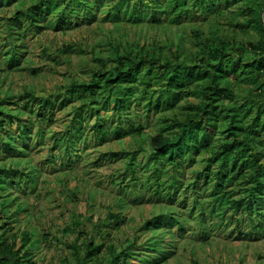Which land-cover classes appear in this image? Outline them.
Returning <instances> with one entry per match:
<instances>
[{
    "label": "rangeland",
    "instance_id": "374dc122",
    "mask_svg": "<svg viewBox=\"0 0 264 264\" xmlns=\"http://www.w3.org/2000/svg\"><path fill=\"white\" fill-rule=\"evenodd\" d=\"M39 1L5 0L0 4V108L35 118L32 104L35 108L37 104L22 97L23 93L50 96L55 104L52 120L46 121L42 135L36 132L38 123L34 121L31 133L33 141L27 147V155L8 158L3 157L0 151V166H15L19 171L24 169L30 172L31 177H36V174L39 177L36 184L23 181L26 190L14 187L12 183V187L3 190L0 222L4 218L9 219L12 229L0 227V234L4 231L7 235L16 232L20 238L22 232L28 230L33 239L38 240L33 256L36 264H57L66 254L72 257L67 243L75 240L79 232L67 230L66 227L72 224L73 213L86 216L87 236L93 235L96 243L112 241L120 246L127 237L136 239L138 245L147 243L146 239L152 232L142 228L143 223L154 213L174 209L187 218L189 214L192 215L189 221L184 218L186 228L177 238L175 253L158 264H194L195 261L200 264H264V229L250 235L251 238L233 237L229 232L234 224L225 226L220 223L222 214L225 219L228 218L224 212L226 205L220 202L216 206L211 204L216 197L213 193L215 179L206 181L202 175L196 183V190L192 189L195 172L202 168L204 159L202 163H184L182 171L165 169L157 172L162 181H166L164 186L173 194L176 185L169 187L168 184L172 174L175 172L177 178L183 181L182 187L175 193V201L165 199L161 204H156L154 200L147 199L150 192L138 193L140 184L148 181L154 184L151 177L153 162L149 164V169L141 168L147 163L143 155L150 150L153 136L168 127L169 119L185 118L190 110L189 101L200 98V87L193 84L190 93L177 94L172 108L161 106L147 110V98L143 96V88L138 85L140 101L128 100L127 110L119 120L111 107L96 111L92 105H88L83 93L80 95V92L73 90L72 83L90 78L89 68L95 66V59L100 56L111 64L110 60L116 52L125 51L124 46L132 53H139L146 47L154 56L160 55L162 62L177 63L178 55L182 59L187 58L188 62H195L196 58L207 60L205 55L198 53L201 44H215L224 39L227 52H241L247 67L251 68L254 58L260 54V49H255L251 44L258 45L264 41V30L253 19L263 15L264 0L232 1L227 5L222 4L218 10H209L206 19H192L189 15L180 21L172 20L176 15L174 0H157L149 8L142 6L147 18L139 21L127 17L115 19L111 15L114 11L107 13L106 8L113 10L118 2H121L123 9L132 2L88 0L97 7L101 1L97 8L98 16L92 20L83 17L85 7L80 2L66 9V20L71 18V21L65 23L56 17L62 10L60 5L42 20L30 19L27 14L35 11L34 7ZM185 1L190 6L195 2ZM71 9H74V13L69 16ZM19 11L21 21L15 18ZM151 12L160 13L165 21L152 22L148 17ZM12 54H16L14 62L10 61ZM254 73H257V78L251 77V73L246 75V80L244 76L237 77L236 84L239 85L234 87V104L242 113L251 108L246 121L252 119L253 113L261 105L264 111V67H258ZM102 96L97 95V99ZM81 105L85 106L82 110ZM77 112L85 121L81 131L70 137L76 142L65 144L70 135L65 132ZM98 120H103L106 128L112 130L104 139L95 126ZM221 121L222 118L219 123ZM138 124H142L139 132L118 135L130 130L131 125ZM16 125H12V129H16ZM244 127L249 129V123L245 122ZM262 136L264 138V131ZM110 151L122 154L117 157L106 155ZM133 153L136 156L134 159ZM132 160L138 163L136 174L141 179L137 186L131 181L132 185L120 189L114 180H121L122 173H126L128 181L134 176ZM12 178L18 180L20 175L13 177L12 174ZM12 178L8 179L9 182ZM187 186L188 194L185 197L182 190ZM7 204L13 206L5 207ZM18 204L27 206V209L17 217L5 215L7 212L4 213L3 206L10 213ZM202 208L204 214H209L210 222L217 227L208 241L200 239L201 219L198 216ZM109 211L120 214L123 219L120 225L106 220ZM162 230L167 229L163 227L157 232ZM86 237L79 238V241H84ZM164 240L167 242L166 238ZM106 252L104 245L101 254ZM131 264H136V261Z\"/></svg>",
    "mask_w": 264,
    "mask_h": 264
},
{
    "label": "trees",
    "instance_id": "16d2710c",
    "mask_svg": "<svg viewBox=\"0 0 264 264\" xmlns=\"http://www.w3.org/2000/svg\"><path fill=\"white\" fill-rule=\"evenodd\" d=\"M4 1L0 0V4ZM127 1L132 4L123 9L121 2H118L114 5L115 9L106 8L107 13L114 11L111 15L115 19L127 17L133 21L144 20L147 18V14L142 10V6L149 8L154 6L157 0ZM232 1L246 0H195L191 6L185 0H174L173 7L176 9V15L172 20L180 21L189 15L192 19H206L209 17V10H218L222 4L227 5ZM80 2L85 7L83 17L92 20L98 16L97 8L100 7L101 1L98 2L97 7L88 0H41L35 5V11L32 14L27 12V15L30 19L39 21L60 5L62 10L56 14V17L61 23H65L71 21V18L66 20L68 17L64 15L66 9L69 6L75 7ZM69 12L70 16L74 13V9ZM20 13L19 11L15 17L19 21H21ZM107 13L104 14L105 18L108 17ZM151 13L148 17L152 22L163 23L165 21L161 18L160 13ZM253 19L264 30V13L253 17ZM214 43L201 44L200 46L198 53L205 55L206 61L203 58L198 60L196 58L195 62H188L187 58L182 59L178 55L177 63L162 62L160 55L154 56L155 54L146 47L139 53H132L124 46L125 51L116 52L114 58L110 60L111 64L108 59L102 56L96 58L95 66L89 68L90 78L82 79L79 82L74 80L72 82L73 90L80 92V95L83 93L87 104L92 105L96 111L111 107L116 114L115 118L121 120L124 111L127 110L128 100L140 101L137 94L139 92L138 85L143 88V96L147 98L145 104L147 110L159 109L161 106L172 108L175 106L174 97L177 94L190 93L193 84L200 87V98L189 101L190 110L185 118L169 119L168 127L153 136L150 150L143 155L147 159V163L141 168L142 170L149 169V164L153 162L151 177L154 184H150L149 181L140 184L138 193L150 192L147 199L154 200L156 204H161L165 199L175 201V193L183 185V181L177 178L175 172L182 171L184 163L190 165L196 162L202 163L205 160L202 168L195 172L192 189L196 190V183L202 175L206 181L215 179L213 193L216 194V197L211 204L216 206L220 202L226 205L224 212L228 214H226L228 217L226 219L222 214L220 223L225 226L234 224V228L229 233L235 238L244 236L251 238L250 235L264 229L262 226V224L264 225V138L262 136L264 111L263 105H261L260 109L253 113L252 119L246 121L251 108H247L242 113L233 100L236 98L234 87L239 85L236 84L237 77L244 76L246 80V75L251 73V77L257 78L258 75L254 72L258 67H264V41L258 45L251 44L255 49H260V54L254 58L251 68L247 67V63L241 57V52H227V42L224 39ZM15 55H11V62L15 61ZM99 94H103L101 99H97ZM21 96L27 97L37 104V108L32 104L35 118L32 115L20 116L19 113L0 108V151L4 154L3 157L27 155V147L33 141L31 133L34 121L38 123L36 132L42 135L44 125H47L46 121L52 120L55 104L50 96L38 97L31 93H23ZM84 105H81V110L84 109ZM221 118L222 121L219 123ZM72 121L65 132V134H70L67 136L65 144L76 142L70 137L73 133L81 131L85 118L77 112ZM245 122L249 123V129L244 127ZM15 124H17L16 129H12V125ZM95 126L102 139L112 131L110 128H106L103 120L96 121ZM141 128L142 124L131 125L130 130L123 131L118 135L139 132ZM121 154L122 152L119 151L106 152V155L112 157ZM134 158H136L135 153L132 155V159ZM131 164L134 176L130 177L129 181L126 180V173H122L121 180H114L120 189L132 185L131 181H134V186H137L141 179L136 174L138 163L136 164L132 160ZM165 169L175 171L172 172L171 181L168 182L169 187L176 185L174 194L164 186L166 181H162L161 175H157L159 170L163 172ZM12 174L13 177L20 175V178L16 180L12 178ZM9 178H12L11 182H9ZM38 178L37 174L36 177H31L30 172L24 169L19 171L15 166H0V199L4 195L3 190L9 188L11 183L14 187L26 190L23 181L36 184ZM188 188L189 186L182 190L185 197H187ZM143 195L142 198H144ZM7 205L4 206H13ZM4 206L3 211L7 212L5 215L15 217L27 209V206L18 204L15 210L8 213ZM184 210L185 208L182 209V211ZM203 211L204 208L200 210L198 216L201 219L200 239L208 241L210 234L217 227L210 222L209 214H204ZM191 215L189 214L187 218L174 209L154 213L141 226L152 232L149 239H146L147 243L138 245L136 239L127 237L120 246H117L112 241L107 244L105 242L96 243L93 235L87 236L86 216L73 213L74 220L70 226L66 227L67 230H78L79 232L75 240L67 243L71 249L72 257L66 254L57 264H131L133 261H136V264H158L166 261L170 254L175 253L177 238L186 228L184 218L189 221ZM106 220L117 225L123 221L120 214L115 211H109ZM11 223L9 219L4 218L0 222V227L6 226L8 230H11ZM163 227H166L167 230L171 228L174 230L173 232L167 230L157 232ZM83 237H86L85 240L80 242L79 238ZM165 238L167 242L164 240ZM37 241L33 239L28 230L23 231L20 238L16 232L10 235H7L5 231L2 232L0 234V264H36L33 256ZM104 245L107 252L101 254ZM194 264L200 263L195 261Z\"/></svg>",
    "mask_w": 264,
    "mask_h": 264
}]
</instances>
